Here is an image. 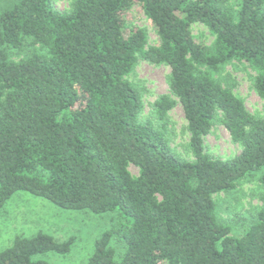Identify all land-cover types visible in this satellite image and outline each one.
<instances>
[{"label":"trees","instance_id":"obj_1","mask_svg":"<svg viewBox=\"0 0 264 264\" xmlns=\"http://www.w3.org/2000/svg\"><path fill=\"white\" fill-rule=\"evenodd\" d=\"M135 5L156 44L146 29H128ZM198 23L210 46L193 34ZM12 50L26 55L14 60ZM140 60L171 69L177 101L160 96L154 118H142L144 95L129 79ZM234 62L256 72L264 101V0H72L66 11L54 0H12L0 10V212L19 191L67 210L113 212L90 264H264V208L236 238L215 200L264 166V117L215 76ZM177 104L193 160L171 145ZM217 123L239 155L207 153ZM75 240L17 237L0 264H48L36 257L67 254Z\"/></svg>","mask_w":264,"mask_h":264},{"label":"rangeland","instance_id":"obj_2","mask_svg":"<svg viewBox=\"0 0 264 264\" xmlns=\"http://www.w3.org/2000/svg\"><path fill=\"white\" fill-rule=\"evenodd\" d=\"M12 0H6L0 10ZM72 0H54L60 11L70 8ZM127 27L144 28L148 32L149 44L158 41V34L143 9L135 5L126 14ZM193 34L210 46L214 38L203 24L192 26ZM14 60H19L26 52L10 51ZM171 69L167 65H153L140 60L129 79L143 92L145 109L143 119L154 118L153 104L165 94L172 95L169 88ZM224 86L231 88L241 97L247 109L254 115L264 117V101L254 89L256 72L245 62H234L215 75ZM168 133L172 147L184 158L193 160L190 150V134L187 129L183 108L180 104L169 113ZM207 153L213 158L228 159L241 153V146L232 142L226 128L217 123L206 137ZM134 176L139 175L135 166L130 167ZM264 175V166L255 173L250 182H243L232 193H221L215 196L218 205V216L221 221L232 226V235L236 238L244 235L259 210L264 208V187L259 179ZM117 220L113 212L95 214L89 210H67L56 206L51 201L36 197L28 192L19 191L5 204L0 212V252L11 247L17 237L32 238L39 233L51 235L58 242H65L75 237V243L67 254L49 252L39 255L36 260L48 264H90L89 260L95 251L96 241L101 235L112 229ZM118 253L122 246L115 240L112 243ZM116 259L120 257L117 254Z\"/></svg>","mask_w":264,"mask_h":264}]
</instances>
